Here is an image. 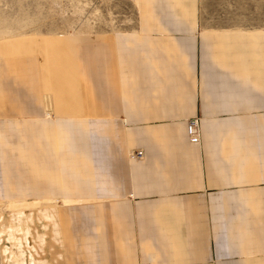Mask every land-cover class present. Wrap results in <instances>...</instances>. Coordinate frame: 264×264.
I'll return each mask as SVG.
<instances>
[{
    "label": "crops",
    "instance_id": "crops-1",
    "mask_svg": "<svg viewBox=\"0 0 264 264\" xmlns=\"http://www.w3.org/2000/svg\"><path fill=\"white\" fill-rule=\"evenodd\" d=\"M134 1L141 26L103 45L99 87L52 47L1 63L18 194L62 200L64 264H264V31L195 26L201 0Z\"/></svg>",
    "mask_w": 264,
    "mask_h": 264
},
{
    "label": "rangeland",
    "instance_id": "rangeland-1",
    "mask_svg": "<svg viewBox=\"0 0 264 264\" xmlns=\"http://www.w3.org/2000/svg\"><path fill=\"white\" fill-rule=\"evenodd\" d=\"M195 17V26L264 31V0H201ZM140 22L134 0H0L1 94L2 62L19 59L16 52L21 50L31 53L27 49L32 50L35 57L39 56L40 49L44 50L46 57L50 47L59 59L60 70H64L65 56L73 69H77L81 59L95 75L92 87H99L103 83V45L112 51L116 33L136 29L141 26ZM100 72L101 80L97 76ZM50 94L44 92L43 117L56 126L57 121L53 122L58 112L53 110L55 100ZM102 98L95 94L93 102H100ZM19 113L9 111L7 116L19 117ZM1 114H5L2 105ZM3 122L4 119H0L1 138L17 146L20 143L18 126H3ZM32 124L26 131L36 137L40 135L41 125L37 121ZM6 143L0 146V264H64L53 212L62 200L19 196L18 188L27 176L22 175L19 152L10 147L2 149ZM46 177L42 179L44 187Z\"/></svg>",
    "mask_w": 264,
    "mask_h": 264
},
{
    "label": "built area",
    "instance_id": "built-area-1",
    "mask_svg": "<svg viewBox=\"0 0 264 264\" xmlns=\"http://www.w3.org/2000/svg\"><path fill=\"white\" fill-rule=\"evenodd\" d=\"M188 134L193 139H195L196 137H199L200 130H199V125H198L196 118H192L189 120Z\"/></svg>",
    "mask_w": 264,
    "mask_h": 264
}]
</instances>
